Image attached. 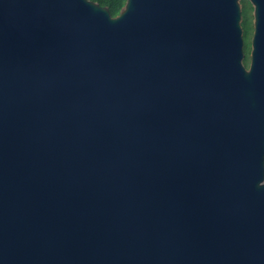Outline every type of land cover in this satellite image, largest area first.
<instances>
[{
	"label": "water",
	"instance_id": "1",
	"mask_svg": "<svg viewBox=\"0 0 264 264\" xmlns=\"http://www.w3.org/2000/svg\"><path fill=\"white\" fill-rule=\"evenodd\" d=\"M0 0V264H264V0Z\"/></svg>",
	"mask_w": 264,
	"mask_h": 264
},
{
	"label": "trees",
	"instance_id": "2",
	"mask_svg": "<svg viewBox=\"0 0 264 264\" xmlns=\"http://www.w3.org/2000/svg\"><path fill=\"white\" fill-rule=\"evenodd\" d=\"M89 1L99 4L101 7L108 8L109 13L111 14V16L114 17L118 15L120 9L123 7L126 0H89ZM247 4H248V8L250 9V5L248 2ZM249 22H247V20L244 18L243 23H242L244 32L247 27H248V30L250 31Z\"/></svg>",
	"mask_w": 264,
	"mask_h": 264
},
{
	"label": "rangeland",
	"instance_id": "3",
	"mask_svg": "<svg viewBox=\"0 0 264 264\" xmlns=\"http://www.w3.org/2000/svg\"><path fill=\"white\" fill-rule=\"evenodd\" d=\"M241 6H242L243 13H244V18L247 20V22H249L250 18H249V8H248L247 2L241 1ZM250 40H251V25H250V31L248 30V27H247L244 32V53H245L244 65L246 67L248 66V63H249Z\"/></svg>",
	"mask_w": 264,
	"mask_h": 264
},
{
	"label": "flooded vegetation",
	"instance_id": "4",
	"mask_svg": "<svg viewBox=\"0 0 264 264\" xmlns=\"http://www.w3.org/2000/svg\"><path fill=\"white\" fill-rule=\"evenodd\" d=\"M244 1H246V0H242V2H244ZM249 18H250L251 35H252V8H251V6H250V9H249ZM243 20H244V13H243V10H242V23H243Z\"/></svg>",
	"mask_w": 264,
	"mask_h": 264
}]
</instances>
